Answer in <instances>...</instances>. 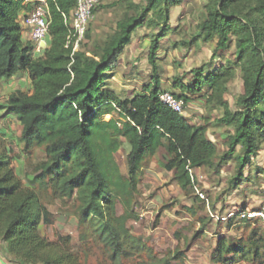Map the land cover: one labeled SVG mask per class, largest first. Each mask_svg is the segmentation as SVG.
<instances>
[{
	"label": "trees",
	"instance_id": "trees-1",
	"mask_svg": "<svg viewBox=\"0 0 264 264\" xmlns=\"http://www.w3.org/2000/svg\"><path fill=\"white\" fill-rule=\"evenodd\" d=\"M210 1L212 8L200 31L206 41L217 39L218 49L225 47L230 36L235 37L236 62L242 72V94L237 101L241 110L231 114L223 98L226 72L202 77L198 71L192 86H178L181 96L172 94L185 104L186 94L206 88L210 92L207 101L217 100L224 111L218 123L234 129L227 140L228 150L221 156L208 139L206 126L191 125L185 115L159 101L156 76L151 88L131 100H121L107 88L118 68L123 42L141 25V19L121 24L100 54L87 56L80 50L73 53L72 46L66 48L70 26L65 20L70 19L76 0H46L49 44L41 56L33 58L31 43L22 42L21 19L35 3L0 0V80L25 73L31 86L28 93L11 94L0 111L16 118L21 152L38 150L43 155L26 186L6 151L0 153V245L10 255L23 264H78L69 250L62 249L65 239L56 235L53 242L39 233L41 226H52V217L35 190L41 185L50 186L65 204L74 198L82 237L97 239L110 264H184L181 251L175 249L160 258L146 240L127 228L128 221L138 220L134 209L141 171L164 149L163 170L172 173V181L188 194L195 187L191 170L218 173L239 147L243 156L236 157L228 192L251 181L244 177V169L264 142V0ZM168 3L180 6L183 0H146L142 13L157 15L160 6ZM162 36L150 44L153 71ZM107 116L111 118L105 121ZM121 140L130 148L127 178L115 160ZM187 212L196 215L194 208ZM241 222L248 227L257 221ZM198 223L204 228L206 218H199ZM209 257L212 264H264V234L253 230L239 239L217 237Z\"/></svg>",
	"mask_w": 264,
	"mask_h": 264
},
{
	"label": "rangeland",
	"instance_id": "rangeland-1",
	"mask_svg": "<svg viewBox=\"0 0 264 264\" xmlns=\"http://www.w3.org/2000/svg\"><path fill=\"white\" fill-rule=\"evenodd\" d=\"M99 2L93 11L88 35L80 44V51L87 56L100 54L121 24L132 19L142 21L123 42L118 70L112 73L107 83L116 96L123 100L131 94L142 93L152 87L154 76L158 78L159 88L181 96L178 86H192L196 72L202 71V77L226 72L223 98L231 114L241 110L237 101L242 94V72L236 62L235 37L230 36L225 47L218 49V40L206 41L200 31L212 8L210 0H183L180 6L162 4L157 15L148 13L145 16L142 12L146 0ZM162 33L154 55L153 71L150 44ZM30 88L28 79L22 74L0 81V106L11 94L17 91L28 93ZM209 96L206 88L195 95L186 94L184 115L191 125L206 126L207 137L221 156L228 150L227 140L234 129L218 123L224 111L216 99L208 102ZM109 119L104 118L105 121ZM19 135L20 126L16 118L0 111V153L6 151L17 177L24 185L30 186L32 168L43 160V155L38 150L23 154L18 144ZM121 144L115 160L121 174L127 178L126 158L130 148L123 140ZM237 156H243L239 147L218 173L205 168L200 172L194 170L195 187L184 194L172 181V173L163 170L162 162L167 155L164 149H160L156 158L138 176L139 195L134 209L138 220L128 221L127 228L134 236L146 240L160 258L175 249L181 251L184 264H212L209 254L216 237L239 239L253 230L264 234V226L260 222L246 227L247 223H242L239 217L243 211L264 213V142L260 144V152L250 157L249 165L244 169V177L249 176L251 181L243 183L237 191L228 192V181L235 173ZM35 190L52 217V226L40 227L41 236L53 242L56 235L65 239L66 245L62 249L69 250L78 264H110L108 254L97 239L90 235L82 237L84 231L76 218L74 198L65 204L50 186L37 185ZM193 208L194 217L187 212ZM230 213L234 215L228 218ZM199 218H206L204 228L200 227ZM0 264L23 263L0 245ZM173 264L178 263L174 261Z\"/></svg>",
	"mask_w": 264,
	"mask_h": 264
},
{
	"label": "built area",
	"instance_id": "built-area-1",
	"mask_svg": "<svg viewBox=\"0 0 264 264\" xmlns=\"http://www.w3.org/2000/svg\"><path fill=\"white\" fill-rule=\"evenodd\" d=\"M35 3L32 11L27 14L23 20V28L29 34V43H31L32 57L41 56L49 44V25L50 14L46 0H31ZM76 6L71 13L70 19L65 20L70 26V34L67 39V45L72 46V51L80 50V44L85 40L89 24L93 19V11L98 7L99 0H76ZM159 101L173 110L175 113L184 116V104L178 100L172 93L161 91L158 94ZM231 215L230 217H232ZM229 217V218H230ZM240 220L257 221L264 226V213L257 211H243L239 213Z\"/></svg>",
	"mask_w": 264,
	"mask_h": 264
},
{
	"label": "crops",
	"instance_id": "crops-1",
	"mask_svg": "<svg viewBox=\"0 0 264 264\" xmlns=\"http://www.w3.org/2000/svg\"><path fill=\"white\" fill-rule=\"evenodd\" d=\"M23 17V16H22ZM22 20L23 19H21V23H22ZM21 27L23 28V25L21 24ZM23 33H22V42L23 43H29V34H28V32L23 28ZM27 38V39H26ZM118 70V68L114 71V72H116ZM113 72V73H114ZM20 74H22V76L23 77H25V78H27L28 79V77H27V75L25 74V73H19L18 75H20ZM112 75V74H111ZM14 78V77H13ZM0 81H3V80H0ZM28 81H29V79H28ZM29 83H30V81H29ZM107 88L110 90V91H112V89H110V86L108 87L107 86ZM149 89V88H148ZM160 91H165V90H163V88L161 89L160 88ZM113 92V91H112ZM169 92V91H168ZM114 93V92H113ZM170 93H172V92H170ZM136 94H139V93H135V94H131L130 96H129V98H125V99H123V100H131L133 97H134V95H136ZM115 96H116V94H115ZM116 97H118L119 98V96H116ZM122 100V99H121ZM107 117H109V118H111L110 116H107ZM194 170H196L197 172L199 171H201V168L200 169H194ZM194 170H191V173L194 171ZM231 215H234V214H232V213H230V215H228L227 217L229 218ZM231 218V217H230ZM217 238V237H216ZM216 240V239H215Z\"/></svg>",
	"mask_w": 264,
	"mask_h": 264
},
{
	"label": "bare ground",
	"instance_id": "bare-ground-1",
	"mask_svg": "<svg viewBox=\"0 0 264 264\" xmlns=\"http://www.w3.org/2000/svg\"><path fill=\"white\" fill-rule=\"evenodd\" d=\"M49 10V9H48ZM27 39V38H26Z\"/></svg>",
	"mask_w": 264,
	"mask_h": 264
}]
</instances>
